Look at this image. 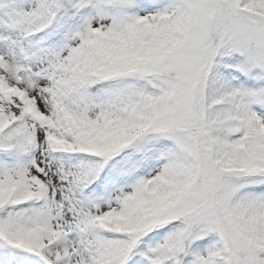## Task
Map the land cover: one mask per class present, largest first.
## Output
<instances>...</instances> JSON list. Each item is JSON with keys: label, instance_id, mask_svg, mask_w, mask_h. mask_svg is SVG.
Returning <instances> with one entry per match:
<instances>
[{"label": "snow or ice", "instance_id": "obj_1", "mask_svg": "<svg viewBox=\"0 0 264 264\" xmlns=\"http://www.w3.org/2000/svg\"><path fill=\"white\" fill-rule=\"evenodd\" d=\"M0 264H264V0H0Z\"/></svg>", "mask_w": 264, "mask_h": 264}]
</instances>
